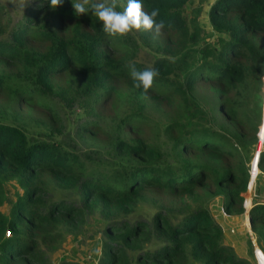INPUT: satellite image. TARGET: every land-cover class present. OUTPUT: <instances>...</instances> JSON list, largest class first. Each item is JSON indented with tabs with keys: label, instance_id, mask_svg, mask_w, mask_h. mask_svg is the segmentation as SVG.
I'll return each mask as SVG.
<instances>
[{
	"label": "trees",
	"instance_id": "obj_1",
	"mask_svg": "<svg viewBox=\"0 0 264 264\" xmlns=\"http://www.w3.org/2000/svg\"><path fill=\"white\" fill-rule=\"evenodd\" d=\"M12 1L14 14L0 1V264H81L55 254L67 237L84 242L87 226L98 233L91 264H250L224 244L209 203L243 213L259 144L264 0L212 1V41L189 0H142L159 8L160 36L109 35L91 10L76 14L79 0ZM132 64L159 70L146 93ZM51 101L78 105L73 132L91 147L56 139L64 125ZM8 181L20 189L13 200ZM248 219L264 255V203Z\"/></svg>",
	"mask_w": 264,
	"mask_h": 264
},
{
	"label": "rangeland",
	"instance_id": "obj_2",
	"mask_svg": "<svg viewBox=\"0 0 264 264\" xmlns=\"http://www.w3.org/2000/svg\"><path fill=\"white\" fill-rule=\"evenodd\" d=\"M2 1L8 8V10L10 11V14H14V6H13V1L12 0H0ZM191 4H193L194 8L199 7L200 12L198 14V20L200 22L201 28H202V32L204 34V38L203 41H212L214 36L213 34L211 35V31L209 28L208 23L206 22V12L210 6V3L214 0H189ZM92 2H102V0H92ZM107 2H111V0H107ZM21 3V2H20ZM117 4H118V0H117ZM116 10L120 11L119 6L116 5ZM139 57L144 60V61H149L148 59V55H146L145 53L141 52L139 53ZM262 88V87H261ZM262 92V98L264 99V89H261ZM51 107L53 108V110L55 111L56 114H58V119H59V124H61L64 127V134L62 136H58L56 135V139L58 141H60L62 144H69L70 138H73L74 141H76L80 146L79 149L80 151H85L87 150V148L91 147V141H85V140H81L79 138H77L73 132V129L76 127V125L82 120L83 118V114H81V110L79 109L77 104H73L70 108H68L67 110H63L60 104H56L55 102H50ZM264 122V119H263ZM25 124V123H24ZM33 133L36 134V132L34 131V129L32 128ZM29 132V129L27 130ZM264 140V137L262 138V140H258L259 144H257V148L255 151H258L260 149V143ZM254 151V152H255ZM253 152V154H254ZM255 167L254 164H252V172L255 171ZM264 178V175L261 176V174H258V172L256 173V175L253 176V178H251L249 176V180L248 181V185L250 188H252V199L254 198V195H258L259 196H264V180H262ZM16 183L14 181H8L3 185L6 197L8 200H13L15 197L14 192L18 191L20 192V189H18L15 185ZM255 189V190H254ZM257 189V190H256ZM48 192L50 194L53 195L54 198H57L59 196L62 195V193L58 192V190L49 188ZM248 200V199H247ZM249 206H252V202H248ZM249 207V208H250ZM209 208H210V213H212L211 215L213 217H217V216H221L224 217V213L221 210V204H220V200L219 199H215L213 201H211L209 203ZM246 209L243 208V212ZM0 211L3 213H7L8 211V205L7 203H4L1 207H0ZM241 216V215H240ZM242 219L244 220V224H241L240 222L237 223H229V216H226L225 220L222 221L219 226L221 227V229H224L226 232L232 227H242V237L243 239L240 241L242 249H239V247H236V249L234 248L232 242L226 240L224 242L225 245L229 246L231 245V249L232 251L235 253V255H237L240 258H244L246 259L250 264H264V256L262 254V251L260 250V248H258L257 244H256V240H255V234L251 231L250 226L247 222V219L245 217V215L243 214L241 216ZM88 229V233H86V235L88 234V236H86L87 238L84 239V242H75L72 239H70V237L65 238V240L63 241L60 250L57 251V253L55 255H58V258H64V257H68V258H72V259H79L81 264H91L89 262V257L92 258L93 252L97 251L99 245H98V233L95 232L96 227L95 226H87ZM81 236V235H80ZM79 236V237H80ZM252 240H251V238ZM235 242V241H234ZM239 243V244H240ZM255 246V249L253 251V247ZM53 258V257H52ZM55 259V258H53ZM189 264H199L197 262L194 261H190Z\"/></svg>",
	"mask_w": 264,
	"mask_h": 264
},
{
	"label": "clouds",
	"instance_id": "obj_3",
	"mask_svg": "<svg viewBox=\"0 0 264 264\" xmlns=\"http://www.w3.org/2000/svg\"><path fill=\"white\" fill-rule=\"evenodd\" d=\"M62 3V0H50V6L55 8ZM117 0H102V2H92V0H79L72 6L76 14H84L89 12L102 22L105 33L115 35H125L135 30H151L156 36H160L166 24L163 20L157 21L159 8H153L151 12H147L143 8L142 0H126V6L123 11L116 10ZM133 86L137 89H143L146 93L152 86L154 79L159 75V70L148 68L138 70L134 64L129 65ZM246 210L243 212L245 213ZM264 256V255H263Z\"/></svg>",
	"mask_w": 264,
	"mask_h": 264
},
{
	"label": "crops",
	"instance_id": "obj_4",
	"mask_svg": "<svg viewBox=\"0 0 264 264\" xmlns=\"http://www.w3.org/2000/svg\"><path fill=\"white\" fill-rule=\"evenodd\" d=\"M262 180H264V178ZM243 197H244L243 199H246V200L248 199V201L250 203L252 202V205L254 203H264V196L261 197V196H259V194L254 195V198L252 199V188H250V187L246 188V191L243 193ZM209 211H210V208H209ZM243 214L245 215V213H242L239 215H226V214H224L225 215L224 217L217 216V217H213V218L216 220V222L218 224H220L222 221L225 220L226 216H229V218H230L229 223L240 222L241 224H244L245 219L241 218V216ZM221 230H222V235H223V242H225L226 240H228L229 242L231 241L235 249H236V247H239V249H242V246L240 243V241L243 239V237H242L243 236L242 235L243 234L242 233L243 228L242 227H233V228L231 227L227 232L224 229H221ZM229 246L231 247V245H229ZM235 253H237V252H235Z\"/></svg>",
	"mask_w": 264,
	"mask_h": 264
},
{
	"label": "built area",
	"instance_id": "obj_5",
	"mask_svg": "<svg viewBox=\"0 0 264 264\" xmlns=\"http://www.w3.org/2000/svg\"><path fill=\"white\" fill-rule=\"evenodd\" d=\"M258 151H260V150H258ZM258 151H255L254 152V154H253V156H252V158H251V160H250V167H249V176L251 177V178H253V176L254 175H256V173L258 172V170H257V167H256V159H258L257 158V155H258ZM252 164H254V167L256 168L255 169V171L254 172H252ZM250 181V180H249ZM247 187L249 188V185H247ZM244 198V197H243ZM246 202H247V204H246ZM249 201L248 200H246V199H243V201H242V207L243 208H245V209H247L248 208V206H249V203H248ZM251 238V237H250ZM251 240H252V238H251ZM254 250H256L255 249V246L253 247V251Z\"/></svg>",
	"mask_w": 264,
	"mask_h": 264
},
{
	"label": "water",
	"instance_id": "obj_6",
	"mask_svg": "<svg viewBox=\"0 0 264 264\" xmlns=\"http://www.w3.org/2000/svg\"><path fill=\"white\" fill-rule=\"evenodd\" d=\"M263 102H264V99L262 98L261 123H260V125H259V127H258V131H257V137H258V139H259L260 141L262 140V136L264 135V131H263L262 136L260 135V130H262V127H263V119H264V116H263V114H264V104H263ZM259 150H260V149H259ZM258 152H259V151H258ZM257 158H258V155H257ZM256 161H257V159H256ZM249 207H250V206H248V208L246 209V212H245V216H246V219H247L248 224H249V219H248V210H249Z\"/></svg>",
	"mask_w": 264,
	"mask_h": 264
}]
</instances>
